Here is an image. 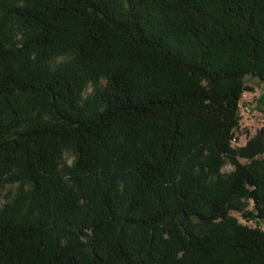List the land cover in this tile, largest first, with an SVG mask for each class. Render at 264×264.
I'll list each match as a JSON object with an SVG mask.
<instances>
[{
  "label": "trees",
  "instance_id": "1",
  "mask_svg": "<svg viewBox=\"0 0 264 264\" xmlns=\"http://www.w3.org/2000/svg\"><path fill=\"white\" fill-rule=\"evenodd\" d=\"M68 52L72 64L49 67ZM247 74L264 81V0H0V189L17 171L73 223L98 181L102 211L88 245L54 239L26 200L1 207L0 264H264V231L230 216L264 222V129L231 147ZM66 146L90 197L78 207L56 196ZM224 157L236 162L227 179Z\"/></svg>",
  "mask_w": 264,
  "mask_h": 264
},
{
  "label": "rangeland",
  "instance_id": "2",
  "mask_svg": "<svg viewBox=\"0 0 264 264\" xmlns=\"http://www.w3.org/2000/svg\"><path fill=\"white\" fill-rule=\"evenodd\" d=\"M24 28L22 26L14 25V39L16 41L20 40L22 32ZM74 53L68 52L63 54H53L48 59V64L51 69H59V67L63 65H70L73 63L74 60ZM105 84V79L101 78L100 82L97 86L102 88ZM244 84L252 90H247L243 93L242 99L240 101V116L241 120L239 123L238 128L235 131L236 142L232 143V149H239L246 145L249 139L253 138L261 129H264V81H261L258 77H255L251 74H247L244 77ZM97 92V90H96ZM95 92V83L93 81H89L82 90L81 98L82 104L85 110H92L89 103L93 102L92 99L96 94ZM33 117H44L48 118L44 113L38 114L37 111H33ZM236 161L240 164H249L251 163V159L239 156L238 154L235 155ZM254 159L260 162V167L264 169V152L258 154ZM75 162V154L71 146L64 147L62 151V156L59 160V169L61 174L63 175V181L61 184H65V187H62V190L56 194V196H60L63 198V195L66 193H73L75 196H79L77 207L80 206V203H88L90 201V197L86 202H83L82 191L78 186V182H80V178L75 173L73 165ZM235 161L230 159L229 157H224L223 163L219 168V176L221 179H227L231 174L235 172L236 165ZM131 178L127 179V183H131ZM96 187L94 186L91 190H93V196L91 194V201L84 205L83 209L86 210L85 219L77 221L73 218V223L70 221L62 222L59 215H57L55 210V205H50V209L41 208L43 207L40 203V199H38L37 195L33 191V187L27 181L19 178V174L16 171L12 180L5 182L3 187L0 189V208L4 207L5 205H9L14 203L15 201H24L26 200L27 204L29 205L28 209L33 210L36 214H42L46 220L50 229L53 233L56 234L57 237H53L57 241L63 244H74L76 239L80 238L81 242L88 243L91 245L94 238L96 237L95 232L93 231L92 226H89V220L96 214L102 213L97 205L98 200L94 197V190L98 187V181H95ZM122 189H125V185H121ZM92 192V191H91ZM97 193V191H95ZM43 201V200H42ZM97 204H96V202ZM244 202V209L251 210L253 208V202L250 200H246L245 198L242 199ZM79 209V208H77ZM77 209L73 210L76 211ZM69 211V213L73 212ZM124 213H127L124 211ZM77 216V213H76ZM103 216L105 212H103ZM121 216V215H120ZM124 217V214L122 215ZM230 216L233 217L236 222L240 225L252 227L259 229L260 231H264V222L257 223L253 220H247L243 217L242 213L237 210L230 211ZM109 219V218H108ZM76 220V221H75ZM113 223V222H111ZM110 223V224H111ZM169 222L166 221L159 228V233L162 235L163 238H168L170 235L167 232ZM82 227L81 232H85L86 235L80 233L79 228ZM121 227H128L126 223H122L119 225ZM110 227L109 225L107 226ZM106 227V228H107ZM108 229L104 232V234H108ZM129 234V233H128ZM130 236L133 235L129 234ZM145 239L150 238V236H143ZM229 255H224L223 258H228Z\"/></svg>",
  "mask_w": 264,
  "mask_h": 264
},
{
  "label": "built area",
  "instance_id": "3",
  "mask_svg": "<svg viewBox=\"0 0 264 264\" xmlns=\"http://www.w3.org/2000/svg\"><path fill=\"white\" fill-rule=\"evenodd\" d=\"M234 142H236V137H234V138L232 139V143H234Z\"/></svg>",
  "mask_w": 264,
  "mask_h": 264
}]
</instances>
